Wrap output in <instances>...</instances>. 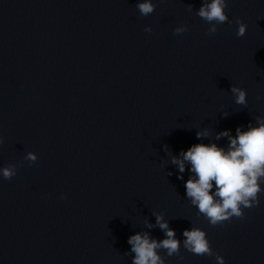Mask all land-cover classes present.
I'll return each instance as SVG.
<instances>
[{
	"label": "clouds",
	"instance_id": "obj_1",
	"mask_svg": "<svg viewBox=\"0 0 264 264\" xmlns=\"http://www.w3.org/2000/svg\"><path fill=\"white\" fill-rule=\"evenodd\" d=\"M156 5L152 0H141L136 4L141 16H149L155 11ZM229 8V0H202L201 7L195 11L196 15L208 25L206 35L213 36L218 31V26L232 23L229 20L226 9ZM188 11H193L191 4L187 5ZM237 25L236 36L244 37L247 25L241 20L235 21ZM145 32L151 33L152 28L147 26ZM187 31L186 26H178L174 34L180 35ZM230 91L236 105L246 106L247 92L245 89L234 84ZM260 99V97H258ZM228 113L225 112L224 116ZM255 124L249 123L246 130L237 127L235 135L230 130H223L216 134L215 140L226 137L227 147L218 146L217 143L193 144L186 151L170 156V163L175 165L178 179H183L186 170L190 175L185 182L186 197L191 205L198 209L197 217L203 216L210 226L223 225L233 217L244 218V210L257 207L260 204V195L264 193V117H254ZM211 135L210 130H197L196 136L203 140ZM0 139V143H2ZM164 149L168 151V146ZM30 163L38 159L33 152H27L24 157ZM17 174V165L8 164L0 168L3 179L11 180ZM172 173L169 172V175ZM61 196V199H65ZM155 225L145 222L149 229L158 227L163 233V239L151 236L147 231L137 232L128 238L127 243L131 246L130 253L134 254L132 264H166L165 258L160 254L163 250L168 257L176 256L179 260L184 257L180 254L181 244L183 248L197 256H214L217 264H225L223 256L215 253L207 238L206 231L192 226L182 233L184 239L176 237L174 229L164 219V213H153Z\"/></svg>",
	"mask_w": 264,
	"mask_h": 264
}]
</instances>
